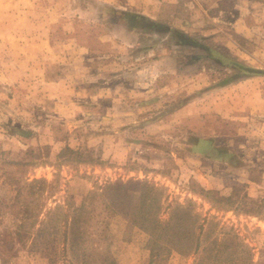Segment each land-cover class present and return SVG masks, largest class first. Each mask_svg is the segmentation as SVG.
<instances>
[{
    "label": "rangeland",
    "instance_id": "rangeland-1",
    "mask_svg": "<svg viewBox=\"0 0 264 264\" xmlns=\"http://www.w3.org/2000/svg\"><path fill=\"white\" fill-rule=\"evenodd\" d=\"M105 1L148 18L0 0L1 252L11 264H264V0ZM27 216L49 235L17 242ZM188 228L196 253L176 236Z\"/></svg>",
    "mask_w": 264,
    "mask_h": 264
},
{
    "label": "trees",
    "instance_id": "trees-1",
    "mask_svg": "<svg viewBox=\"0 0 264 264\" xmlns=\"http://www.w3.org/2000/svg\"><path fill=\"white\" fill-rule=\"evenodd\" d=\"M41 181L39 180H34L30 183L33 184H37L40 183ZM43 184L45 186H47V188H49V184H47V182L42 181ZM0 203L1 208H6V206ZM55 210L56 209H61L60 206L55 205ZM70 207V206H69ZM80 211L83 209L82 207L78 208ZM4 211V210H3ZM49 212H51V210H49L48 212H45V214H49ZM8 212L5 211L3 212V214H1V216H7ZM41 216H43V214H40ZM36 216H34L35 218ZM40 217V216H39ZM38 217V218H39ZM68 214L65 213L61 216V220L60 222L62 223L63 226V232H62V236H63V240L65 241L68 237V232L66 231V225H67V220H68ZM32 217L31 216H27L25 217V220L22 218V220H20L16 225V228L14 229V231L11 232V235H13V237H15L16 241L19 243H25L26 237L29 238L30 235H33L37 240H41V238L45 235L48 234L49 232L47 231V228L44 227V221L42 220V218H40L39 220L35 219V220H31ZM22 221V222H21ZM54 221V220H52ZM165 229H163L164 231ZM5 233H7L8 231H4ZM3 232V233H4ZM9 235V232L7 233ZM49 235V234H48ZM176 236H178L179 240H181V242H183V246L185 247V245L189 246L190 252L193 251V253H196L199 249V242H198V238L195 236L193 228H188L183 232H180V234H176ZM14 239V240H15ZM34 242L32 247H37L39 244H37V242ZM194 241V242H193ZM193 242V243H192ZM51 243H54V238H52ZM45 249H54V248H50L49 246H45ZM109 249V248H108ZM36 250H39L38 248H36ZM64 252V249H62ZM181 252V250H178V252ZM204 251V250H202ZM108 253V252H107ZM0 264H11V262L9 261V257L7 258V256H5L1 250H0ZM108 264H117L116 261L114 259H111L109 261Z\"/></svg>",
    "mask_w": 264,
    "mask_h": 264
},
{
    "label": "crops",
    "instance_id": "crops-1",
    "mask_svg": "<svg viewBox=\"0 0 264 264\" xmlns=\"http://www.w3.org/2000/svg\"><path fill=\"white\" fill-rule=\"evenodd\" d=\"M90 2H94L95 4V7H97L98 9H100V13H101V23H105V24H108L107 22H105L106 20V16L103 14V9H109V10H112L114 13H118V14H121L124 18L125 17H128L130 19H134V18H137V17H145V18H148L147 16H145V14L141 13L140 11L138 10H130V8H123L121 6H113V5H110V3L106 2L105 0H90ZM89 3V1H88ZM90 8V7H89ZM150 19V18H149ZM135 20V19H134ZM122 22V21H121ZM133 24L132 25H129V23L125 26L124 25V29H123V33H121V35L119 36H116L115 38L118 40V42H123V43H126V39H128L129 37H134L136 35V32L138 31V28L136 26V23L135 21L132 22ZM118 24V22H117ZM123 24V23H122ZM119 25V24H118ZM129 25V26H128ZM205 51L203 50H197L196 52H193L195 56H197L199 53H204ZM192 54V56H194ZM166 57H173L172 55L171 56H166ZM166 60H168L166 58ZM159 65V66H158ZM172 65L171 63V60L169 61V64L167 63L166 65H163V66H160V64H156L155 63V67H160V68H164V66L166 67H170ZM172 67V66H171ZM175 70L173 71L175 74H178V69L174 68ZM169 71V70H168ZM187 71L184 69L183 71H181L182 74L186 73ZM242 78V77H241ZM247 78H245L246 80ZM234 81H232L233 83ZM248 83L247 81H244V79L239 82L238 84H242V83ZM246 83L241 86V87H244L246 85ZM228 84V83H226ZM230 84V83H229ZM222 86H225V85H222ZM246 87V86H245ZM258 102H260V105H264V99H257ZM258 102L256 104H258ZM254 103V105H256ZM247 105V104H246ZM248 105H251V104H248ZM253 105V104H252ZM259 105V104H258ZM262 115V114H261Z\"/></svg>",
    "mask_w": 264,
    "mask_h": 264
}]
</instances>
